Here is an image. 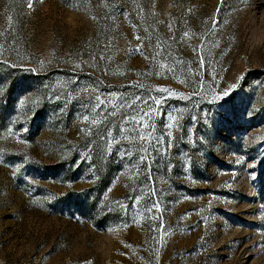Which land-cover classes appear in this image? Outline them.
Here are the masks:
<instances>
[{"label": "rangeland", "instance_id": "1", "mask_svg": "<svg viewBox=\"0 0 264 264\" xmlns=\"http://www.w3.org/2000/svg\"><path fill=\"white\" fill-rule=\"evenodd\" d=\"M0 264H264V0H0Z\"/></svg>", "mask_w": 264, "mask_h": 264}, {"label": "snow or ice", "instance_id": "2", "mask_svg": "<svg viewBox=\"0 0 264 264\" xmlns=\"http://www.w3.org/2000/svg\"><path fill=\"white\" fill-rule=\"evenodd\" d=\"M225 95H227V93H225Z\"/></svg>", "mask_w": 264, "mask_h": 264}]
</instances>
